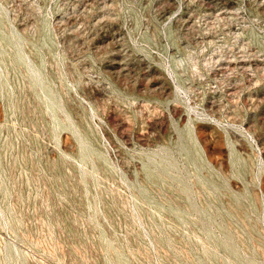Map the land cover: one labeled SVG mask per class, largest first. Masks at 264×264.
I'll return each instance as SVG.
<instances>
[{"label":"rangeland","instance_id":"374dc122","mask_svg":"<svg viewBox=\"0 0 264 264\" xmlns=\"http://www.w3.org/2000/svg\"><path fill=\"white\" fill-rule=\"evenodd\" d=\"M0 264H264V0H0Z\"/></svg>","mask_w":264,"mask_h":264}]
</instances>
